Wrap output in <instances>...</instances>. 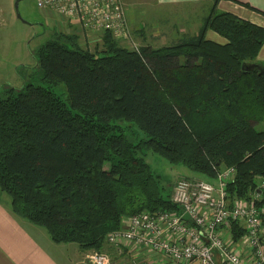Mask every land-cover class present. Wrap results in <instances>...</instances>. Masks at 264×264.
Returning a JSON list of instances; mask_svg holds the SVG:
<instances>
[{
	"label": "trees",
	"instance_id": "1",
	"mask_svg": "<svg viewBox=\"0 0 264 264\" xmlns=\"http://www.w3.org/2000/svg\"><path fill=\"white\" fill-rule=\"evenodd\" d=\"M215 1L198 32L171 44L134 49L107 31L92 50L73 30L40 46L44 84L0 92V193L17 216L55 242L103 251L126 216L182 212L150 152L210 180L235 166L229 197L251 196L264 176V26ZM244 232L232 223L234 240Z\"/></svg>",
	"mask_w": 264,
	"mask_h": 264
},
{
	"label": "built area",
	"instance_id": "2",
	"mask_svg": "<svg viewBox=\"0 0 264 264\" xmlns=\"http://www.w3.org/2000/svg\"><path fill=\"white\" fill-rule=\"evenodd\" d=\"M37 4L86 34L108 31L131 48L139 47L125 0H37ZM235 174V166H225L217 171V183L179 178L172 199L182 212L145 210L126 216L122 226L108 234L107 242L127 246L136 256L129 264H140L137 257L153 255L164 256L168 264H264V205L257 204L264 196V176L258 178L249 198L231 199L227 185ZM185 212L189 219L183 218ZM233 222L245 230L238 241L232 236ZM241 243L247 246V253ZM86 261L127 264L101 250L88 251Z\"/></svg>",
	"mask_w": 264,
	"mask_h": 264
},
{
	"label": "rangeland",
	"instance_id": "3",
	"mask_svg": "<svg viewBox=\"0 0 264 264\" xmlns=\"http://www.w3.org/2000/svg\"><path fill=\"white\" fill-rule=\"evenodd\" d=\"M126 2L132 13V18L129 13V19L134 39L139 46L148 43L153 46L171 44L177 41L184 34L183 32L194 34L198 32L203 18L209 14L208 7L204 8L198 4L159 6L154 0H126ZM15 3L16 0H0V92L2 94L12 87L21 88L25 83L44 84L41 78L43 72L37 60L40 46L57 31H76L74 27L61 21L56 13L40 8L37 0H21L19 11L23 18H19ZM80 35L83 36L84 47L92 50L102 47L103 35H91L85 32ZM217 35L225 40L218 33ZM207 37L209 38L208 35ZM121 43L130 47L127 42ZM54 89L68 105H71L64 83H57ZM120 123L127 127L128 134L132 133L133 125L130 122L120 121ZM257 127L264 128V123L258 124ZM132 137L135 138L134 135ZM146 159L154 172L162 177V185L171 188L172 192L175 182L182 177L210 180L185 165L173 164L151 152ZM210 181L217 183L216 179ZM113 257L120 259V256ZM131 261L120 259L121 263L129 264Z\"/></svg>",
	"mask_w": 264,
	"mask_h": 264
},
{
	"label": "crops",
	"instance_id": "4",
	"mask_svg": "<svg viewBox=\"0 0 264 264\" xmlns=\"http://www.w3.org/2000/svg\"><path fill=\"white\" fill-rule=\"evenodd\" d=\"M154 1L159 6L198 4L209 9L216 3L215 0ZM217 7L264 26V0H219ZM129 13L132 18L130 10ZM211 31L213 30H208L207 34L210 39L218 42L225 41L218 37L215 31L210 36ZM76 32H78L79 42L82 45L83 36L80 33L83 32L80 29ZM258 59L264 62V45L258 54ZM242 245L244 253H247V246ZM105 250L113 256H120V259L123 258L126 262L136 258L135 254L129 253L125 245L118 247L106 243ZM88 251L83 250L75 242H55L44 227L17 216L11 209L9 196L0 193V264H88L85 260ZM137 259L140 264H168L167 259L159 255L144 258L141 256Z\"/></svg>",
	"mask_w": 264,
	"mask_h": 264
},
{
	"label": "water",
	"instance_id": "5",
	"mask_svg": "<svg viewBox=\"0 0 264 264\" xmlns=\"http://www.w3.org/2000/svg\"><path fill=\"white\" fill-rule=\"evenodd\" d=\"M20 1H21V0H16L15 5H16V10H17V13H18V17H19V18H23L22 15H21V13H20V11H19V3H20ZM263 69H264V68H263ZM183 218H185V219H189V214H188L187 212H185V213L183 214Z\"/></svg>",
	"mask_w": 264,
	"mask_h": 264
}]
</instances>
